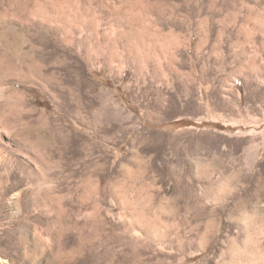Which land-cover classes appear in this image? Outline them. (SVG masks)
<instances>
[{
	"label": "rangeland",
	"instance_id": "374dc122",
	"mask_svg": "<svg viewBox=\"0 0 264 264\" xmlns=\"http://www.w3.org/2000/svg\"><path fill=\"white\" fill-rule=\"evenodd\" d=\"M0 264H264V0H0Z\"/></svg>",
	"mask_w": 264,
	"mask_h": 264
},
{
	"label": "bare ground",
	"instance_id": "6f19581e",
	"mask_svg": "<svg viewBox=\"0 0 264 264\" xmlns=\"http://www.w3.org/2000/svg\"><path fill=\"white\" fill-rule=\"evenodd\" d=\"M71 1V0H70ZM50 18V17H49ZM61 19H65V20H63L64 22H66V23H68V22H71V21H69L67 18H61ZM101 44V43H100ZM98 50H99V48H98ZM97 50V51H98ZM100 52V51H99ZM110 53V52H109ZM111 56V55H110ZM18 194V193H17ZM15 197V195L13 196V198ZM13 198H12V201H13V203H16V202H14L15 200H13Z\"/></svg>",
	"mask_w": 264,
	"mask_h": 264
}]
</instances>
